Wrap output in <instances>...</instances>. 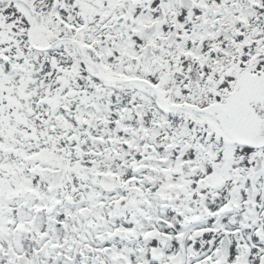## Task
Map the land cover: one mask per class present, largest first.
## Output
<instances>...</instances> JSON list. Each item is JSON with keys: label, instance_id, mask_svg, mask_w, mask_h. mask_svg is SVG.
I'll list each match as a JSON object with an SVG mask.
<instances>
[{"label": "snow or ice", "instance_id": "snow-or-ice-1", "mask_svg": "<svg viewBox=\"0 0 264 264\" xmlns=\"http://www.w3.org/2000/svg\"><path fill=\"white\" fill-rule=\"evenodd\" d=\"M0 264H264V0H0Z\"/></svg>", "mask_w": 264, "mask_h": 264}]
</instances>
